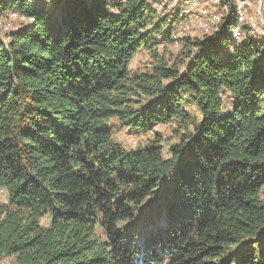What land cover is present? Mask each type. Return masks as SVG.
<instances>
[{
    "label": "trees",
    "instance_id": "trees-1",
    "mask_svg": "<svg viewBox=\"0 0 264 264\" xmlns=\"http://www.w3.org/2000/svg\"><path fill=\"white\" fill-rule=\"evenodd\" d=\"M11 11L28 20L0 36V259L264 264V37L233 35L234 5L174 61L157 46L178 20L153 0ZM116 126L154 137L126 148Z\"/></svg>",
    "mask_w": 264,
    "mask_h": 264
},
{
    "label": "rangeland",
    "instance_id": "rangeland-1",
    "mask_svg": "<svg viewBox=\"0 0 264 264\" xmlns=\"http://www.w3.org/2000/svg\"><path fill=\"white\" fill-rule=\"evenodd\" d=\"M220 2L226 6L227 11H229L228 8L230 10H232L234 0H220ZM260 2H262V3H260ZM258 4H259V10H261V16L257 15V5ZM181 5H183V2L181 0H176V4L172 8H170V10H161L160 9V11L162 13H171V15L174 18L176 17L178 20L175 27L171 31V37L174 41L170 40V39L164 40L160 45L157 46L158 52L169 61H174L175 59H178V57L181 56V54H182L181 49H182V46L184 44L183 43L184 39H186V37H190V38L201 37L204 34L203 31L205 30L200 25H198V26L196 25V26L192 27L185 34H182V32H180L179 24L182 23L183 20H185V17L182 16V13H181V9H180ZM243 5L245 6V9H246V13H245V19L246 20L245 21L247 23L254 22L256 25L259 24V25L264 27V0H243ZM213 7L215 8V6H213ZM192 12L194 14H200L201 9H200V7L194 8V9H192ZM231 12L232 11H229V13H231ZM176 14H177V16H176ZM257 16H258V20L256 19ZM259 17H262V18H259ZM24 21H26V20H23V19L18 18V17H13L11 14H8L7 16H4V17H0V36H5L6 32H9L10 29H13V28L18 29L19 27L24 25L23 23H21ZM171 24L172 23H170V26H171ZM216 33H218V32H216ZM250 33L257 35V33H255V32H250ZM250 33H244V31H243L241 38H238V39L241 40L245 34H246L245 37H247L248 34L250 35ZM208 34H212V33H208ZM186 35H188V36H186ZM183 36H186V37L182 38L178 42V40ZM239 42L240 41L237 40L234 42V44H238ZM151 60H152L151 53L148 51V49L142 48L141 50H139L136 53V55L132 61V64H131V68L133 70L145 69L146 67H149L148 63L151 62ZM228 101H229V99L225 98V102L227 103ZM191 110L194 113H198V109H197L196 105L191 106ZM174 125L175 124L155 126V130L157 132L161 133V135L163 136L162 143L164 145V153L166 156H169V152H168L169 145L173 141L177 140V137L173 135ZM114 133H115L116 138L126 148H133L136 145L143 144L147 140L154 137L153 132H144V131L136 132V131H131V130L123 127V126H116L114 128ZM4 196H5V191L2 188H0V198L2 199V198H4ZM0 264H15V263L13 262V259L10 257H2L0 259Z\"/></svg>",
    "mask_w": 264,
    "mask_h": 264
},
{
    "label": "bare ground",
    "instance_id": "bare-ground-1",
    "mask_svg": "<svg viewBox=\"0 0 264 264\" xmlns=\"http://www.w3.org/2000/svg\"><path fill=\"white\" fill-rule=\"evenodd\" d=\"M183 5H181L182 16L185 20L179 24L180 32L182 34L187 33L192 27L200 25L204 29V33H216L221 25L223 19L230 15L229 8L227 11L226 6L220 2V0H181ZM176 4V0H153V6L159 10H170ZM234 9L236 24L232 26L231 31L235 37L242 36V25L246 24L249 27L250 32H255L258 35L264 37V27L261 25H256L254 22L247 23L245 20L246 9L243 5V0L236 2L234 0ZM215 6V8L213 7ZM201 9L200 14H194L192 9ZM13 17H18L23 20H28V17L17 13V15L11 14ZM14 29V28H13ZM12 30V29H10ZM9 30V31H10ZM196 30V29H195ZM198 30V29H197ZM202 30V29H201Z\"/></svg>",
    "mask_w": 264,
    "mask_h": 264
},
{
    "label": "built area",
    "instance_id": "built-area-1",
    "mask_svg": "<svg viewBox=\"0 0 264 264\" xmlns=\"http://www.w3.org/2000/svg\"><path fill=\"white\" fill-rule=\"evenodd\" d=\"M236 2H239L240 0H235ZM262 3V2H260ZM17 11H11L9 14H14V15H17ZM257 15H260L261 16V10H259V4L257 5ZM259 18H262V17H259ZM258 20V16L256 18Z\"/></svg>",
    "mask_w": 264,
    "mask_h": 264
},
{
    "label": "clouds",
    "instance_id": "clouds-1",
    "mask_svg": "<svg viewBox=\"0 0 264 264\" xmlns=\"http://www.w3.org/2000/svg\"><path fill=\"white\" fill-rule=\"evenodd\" d=\"M262 34H264V33H262Z\"/></svg>",
    "mask_w": 264,
    "mask_h": 264
}]
</instances>
